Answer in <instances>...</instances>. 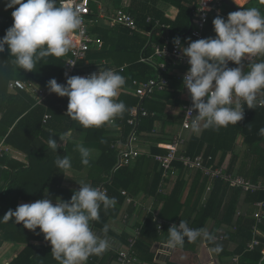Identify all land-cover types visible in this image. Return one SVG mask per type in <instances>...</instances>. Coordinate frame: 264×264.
Returning a JSON list of instances; mask_svg holds the SVG:
<instances>
[{
    "label": "trees",
    "instance_id": "16d2710c",
    "mask_svg": "<svg viewBox=\"0 0 264 264\" xmlns=\"http://www.w3.org/2000/svg\"><path fill=\"white\" fill-rule=\"evenodd\" d=\"M173 1L181 4L180 11L174 21L162 19L168 23V29L156 27L157 29L153 30L150 41L139 33L130 35L128 30L121 25L100 29L101 31L98 30V32L103 40L102 48L99 51H90L88 58L97 60L110 58L118 65L128 63L125 71L120 73L125 77V86L132 84L136 78L144 79L155 76L158 73L155 65L139 61L141 55L149 57L152 54V43H160L161 40L155 32L159 31L163 35L166 34V37L172 42L175 37L186 34L191 27L194 0H180L183 4L178 0ZM5 3L6 0H0V38L5 35L6 29L13 23L11 13L14 8L5 10ZM248 5L246 8L256 7L264 14V0H250ZM223 7L224 12H232V8L228 5L223 4ZM157 17H161V15H157ZM209 17L211 20L216 16L211 12ZM136 23L139 26L137 20ZM151 28L152 25L147 27L149 30ZM92 30L94 31V27ZM14 59L9 55L7 47L5 52L0 53V139L4 138V143L9 148L24 154L27 164L17 161L8 154L0 157V166L6 165L8 167V169L0 168V173H3L4 179L8 182L6 191L12 194L8 197L7 203L9 205L17 200L30 202L38 200L40 195L38 197L34 189L38 192L42 191L43 188L54 189L59 187L64 180L65 170L57 168L55 160L57 155L70 158V153L75 151L74 144H67L64 148L60 147L56 153L49 148L47 141L53 137L58 142L60 136L67 131H71L72 135L82 133L84 144L87 147H97L101 150L99 156L90 159L88 164L93 169L94 166L99 169L97 177H94V171H89L91 177L89 184L96 186L105 181L107 178L105 176L109 175L110 179L105 182L108 189L107 195L116 198L114 207L105 209L101 205L100 219L94 221L95 232L101 233L103 236L114 237V233L109 227V221L120 217L123 213L125 197L121 194L122 190L126 191L132 198L144 194L159 199L161 196L160 187L166 188L167 184L172 182L171 191L164 200L162 213L179 214L176 219L168 217V220L180 222L181 219H184L194 228H205L210 220H214L217 225L216 229L221 225H226L228 228L235 221L234 230L227 229L224 232L223 241H207V245L214 247L215 243L222 244L223 250L219 253V257L239 255L241 264H261V261L264 260V237L255 236L253 226L256 223L254 218L255 203L262 201L263 212L257 227L264 234L263 190L248 191L242 194L239 188L229 187L222 179H214L209 195L202 204L209 178L199 169H185L180 162H174L173 167L178 170L176 178L173 181L170 179L163 180L159 163L149 156V154H165L167 146L162 143L151 145L148 154L140 155L131 165L121 166L114 174H111L117 162V150L111 148L103 136L108 123L99 128H84L66 113L67 97H59L55 93H50L41 104L34 105V99L27 91L9 92L7 90L8 82L14 78L23 80L31 78L37 85L45 88H47V82L52 78L61 81L64 69L62 58L52 55L46 56L37 63L32 72L19 68L14 63ZM261 59L264 57L255 56L254 59L249 60L246 56L245 60L242 61L245 63V72L250 64L259 62ZM61 84H66V82ZM163 92H155L156 99L154 100L146 98L140 101L141 106L148 112L146 115L139 114L137 118L136 138L144 141L150 139V136L156 131L154 124L157 121H161L163 124H172V121L168 119L170 113L165 109L166 104L171 100L167 99ZM118 100L124 102L126 111L113 122L116 126L119 124L122 126L123 136L127 137L133 127L126 124V120L129 117L130 108L137 103V99L121 94ZM243 107L246 116L236 125L230 124L219 129H202L199 135L192 132L184 153L192 158L202 155L204 165L210 167H221L226 155L231 153L225 172L241 175L252 182H257L264 179V133L261 132V129H264V107L257 106L255 109H249L245 103ZM46 113L51 114L52 117L43 124L42 119ZM163 124L162 126H164ZM48 130H52V133ZM239 135L242 137L244 148L242 151H235L236 139ZM155 140L161 141L162 139L159 137ZM162 141L166 142L164 139ZM103 144L107 146L104 148ZM78 160L81 163V157ZM11 170L14 172L13 175ZM188 180L189 184L187 183ZM37 182L41 184L35 185L34 183ZM15 191H20L22 195L14 196ZM24 194H29V197L24 196ZM5 198V195L0 197V213H2L1 206L5 202ZM168 204H171L170 210L165 207ZM241 204L246 205V208L243 213L237 215ZM152 225L153 217L148 214L141 226L140 235L132 247L136 263L153 259L154 254L150 251L153 242L158 239V233L152 228ZM105 226H107L108 231L102 233ZM27 231L30 230L24 228L22 223L16 224L14 220H4L3 222L0 220V247L10 234ZM32 231H40V229L37 228ZM211 234H216V231H212ZM128 237L129 234L127 233L115 236L122 245L127 244ZM254 237L257 238L258 244L253 249L248 250L247 245ZM198 241L199 238L195 242L186 240L182 248H177L192 250ZM229 243L235 244L232 251L226 249ZM51 252V246L27 244L10 264H59ZM115 257L114 251L107 250L100 256H90L87 264H102L112 261Z\"/></svg>",
    "mask_w": 264,
    "mask_h": 264
},
{
    "label": "clouds",
    "instance_id": "9594fccd",
    "mask_svg": "<svg viewBox=\"0 0 264 264\" xmlns=\"http://www.w3.org/2000/svg\"><path fill=\"white\" fill-rule=\"evenodd\" d=\"M205 3L206 0L202 5ZM9 8H14L13 23L0 38V53L7 47L9 55L15 58L14 63L27 72H32L46 56L66 55L73 46V33L83 23L79 8L71 0H59V3L58 0H6L5 10ZM212 25L214 37L191 41L187 47L181 45L180 37L172 41L190 66L183 76V87L191 97L186 115L193 132L236 125L243 119L241 101L249 109L264 107V98L258 99L264 92V59L250 64L246 72L242 62L246 56L264 57V14L256 7L240 8L226 19L218 14ZM185 40L188 42L190 38ZM229 62L236 67H229ZM125 84V77L119 72L106 69L86 77L70 76L66 84L52 78L46 87L50 93L68 98L66 113L82 127L99 128L126 111L124 102L118 100ZM47 143L56 153L62 147L53 137ZM77 149L81 163L88 165L93 150L82 144ZM55 165L69 169L70 158L57 155ZM78 184L79 190L74 191L69 201L57 198L53 203L49 198L38 199L20 204L15 210L9 209L3 219L14 218L16 224L22 223L29 230L39 228L59 264H87L90 256H100L110 246V241L91 225L100 219L101 205L105 209L114 207L116 198L109 197L106 189L83 180ZM107 231L105 226L102 233ZM167 232L166 250L182 248L186 240L216 241L207 229L192 228L184 219L178 226H170ZM222 250V244L215 243L209 252L219 254Z\"/></svg>",
    "mask_w": 264,
    "mask_h": 264
},
{
    "label": "crops",
    "instance_id": "0c3cea01",
    "mask_svg": "<svg viewBox=\"0 0 264 264\" xmlns=\"http://www.w3.org/2000/svg\"><path fill=\"white\" fill-rule=\"evenodd\" d=\"M96 1H93L92 3L96 2ZM178 1L180 2V0H178ZM229 1L232 2L239 9L240 8H246L249 6L248 4H250V0H229ZM102 2L103 3L98 2L96 8H94V6H92L93 4L91 3L92 13L89 16V18L92 20V22L89 24L88 30L93 36L101 38L98 30L106 29L108 27L106 25L104 19H102L99 16V9H98L99 5H100V7H102L103 11L106 14L112 13L118 7H125L126 9H128L130 11V13L133 15L134 19H136L137 22L139 23V26H137V23L135 20V23L137 26V31L133 32V34L139 33L141 35H144L145 37L148 38V41H150V38L152 36L154 29H157L158 27H161L163 29L169 28L168 23L162 21V19H165L167 21L176 20L178 13L180 11V5H181V4L176 3L173 0H102ZM116 2H117V5H116ZM180 3L183 4V2H180ZM223 4H226V3H224L222 1L221 12H222V17H224L226 19L227 15L229 13L224 12ZM229 7H231V6H229ZM235 11H237V10L232 8V12H235ZM157 15H159V16L161 15V17H157ZM215 16H217V15L215 14ZM148 18L150 19L149 21H147ZM212 20L213 19L211 18V20H208V23L206 24L205 37H214L215 36V33L213 31ZM149 25H152V28L150 30L147 29V27ZM93 27H94V31L92 30ZM111 28H114V27H111ZM157 32H159V31H156L155 33H157ZM133 34H130V35H133ZM156 36H158V35L156 34ZM164 36L166 37L167 35L165 34ZM165 39H167L169 41L168 37H166ZM92 50L99 51L97 49H94V47H92L90 51H92ZM254 58L255 57L249 58V56H248L249 60H252ZM99 60H106L115 66H120V65L116 64L110 58L109 59L108 58H101ZM88 61L92 62V61H94V59L88 58ZM139 61H140V57H139ZM125 64L128 66V63H124L121 65H125ZM228 66L229 67H236V65L233 64L232 62H229ZM16 79H20V78H16ZM145 79H147V78H144V79L136 78L135 80H145ZM170 79L172 81H171V84L169 85V87H167L164 90H160V91H164L163 93H164L165 97L167 99L171 100L170 102H168L166 104L165 109H166V111H168L170 113V117L168 119L170 121H172V124L171 123L170 124H163L161 121H157L154 124V128L156 131L154 134H152L150 136V139H152V140L147 139L146 141H144L143 139L136 138V140L133 142V146L135 148H138L139 150H141L144 153L148 152L149 147L151 145H156L157 143H159V144L162 143L164 146L168 145V143L170 142L173 135L180 131L181 119H182L180 114L182 112V107L184 105L191 104L190 94H189L188 90L183 87V82L181 80L174 79L172 77V75L170 76ZM11 80H13V79H11ZM21 80H23V79H21ZM24 81H26L28 83H32L34 86H39L33 81H29V80H24ZM133 86H134V82H132V84L130 83L129 86L128 85L124 86L120 90V95L125 94L128 96H132V97L137 99L136 104H139L140 101L138 100V98L133 93V89H134ZM39 87H43V86H39ZM156 92H159V91H156ZM153 95L150 98L154 100V99H156V97H155V95L154 96ZM258 96L263 97L264 92H262ZM51 117H52V115H51ZM162 124L164 126H162ZM48 131L52 133V130H48ZM122 131H123V129H122V126H120V124L117 126L114 124V122L107 124L103 136L107 139L106 141L110 145L111 148H114L117 150V148L121 146L120 143L126 141L128 136L124 137ZM192 132L193 131L186 132V133L184 132V135L186 138V141H185L186 144H185L184 150L187 147L188 140H189V137L192 134ZM200 132L201 131L193 132V133H195L196 135H199ZM159 137L162 140L164 139V141H166V142H163L162 140L156 141L155 139L159 138ZM2 139H4V138H2ZM2 139H0V141ZM239 142H241V144ZM57 143L62 144L63 148L67 144H70V143L74 144L75 151L70 153L71 167L69 169L65 170L64 180L59 187L54 188V189L43 188L42 191H38V192L34 189V191L36 192V195L38 197L40 195L39 199L49 198L53 201V203H55L57 198H60L64 201H69L71 199V196L73 195L74 191H78L76 188L79 187L78 183L81 180H83L87 183H90V180H91L90 179L91 177L89 176L90 172L94 171V177H97V175L99 173V169L97 167L94 166V169H93L89 165L81 164L80 161L78 160L80 157V154H79V151L77 149V145L82 144L83 146L87 147L84 144V137H83L82 133H77V134L72 135L71 131H67L65 134H62L60 136V139ZM112 144L115 145V147H112L111 146ZM102 146L105 148L107 145L103 144ZM87 148L93 150V158L94 159L99 156V155L97 156L96 153L98 152L100 154V152H101V150L97 147L96 148L95 147L94 148L87 147ZM243 148H244V145L242 144V137L239 135L238 138L236 139L235 151H242ZM10 156L15 158L17 161H19L21 163L27 164V160H26V157L24 156V154H22L18 151L12 150V154ZM230 156H231V153H228L226 155L224 161H223L222 166L224 167L225 170H226V167L228 165ZM116 157H117V155H116ZM5 166L0 167V168L8 169V167L7 166L5 167ZM112 171H113V169H112ZM112 171H111V174H114L115 172H112ZM11 174L12 175L14 174L13 170H11ZM105 177H110V176L106 175ZM260 180H264V179H260ZM212 181L213 180L209 179L210 184L212 183ZM187 183L189 184V180L187 181ZM7 184H8V182L6 181V179H4L3 173H0V197H1V195L6 196L5 202L1 206V212L2 213H0V220L2 222L4 221V219H3L4 214L9 209L15 210L16 207L20 204L32 203L30 201L17 200L14 203L9 205L7 203L8 197L11 196L12 194H10L6 191ZM34 184L39 185L41 183L37 182ZM172 185H173L172 182H169L167 184L166 188H164V191H162V193H160L161 196L159 199H154L150 196H145L144 194H139L136 198H134L139 204H135V205H132L131 207H128L129 205H126L124 202L123 213L120 215V217L115 218V219H111L109 221V227H110L111 231L114 233V237L107 236L110 239V243H112V244H110V246L113 247V249L111 251L115 252L116 249H118L122 246V244L119 242V240L117 238H115V236H119L122 233H127L130 235V233L133 232V229L135 228V226H138L139 224L144 223L148 214H151L152 217L154 215H157L166 221H170V220H168V217H173L174 219L177 218L179 213H162V208H164V200H166L167 195L170 193ZM93 187H95V186H93ZM211 187H212V184H211ZM205 192H206V188H205ZM205 192H204V195L206 194ZM244 193H246V192L242 191V194H244ZM13 195L16 197H19V195H22V193L20 191H15L13 193ZM208 195H209V193H208ZM24 196L29 197V194H24ZM33 202H35V201H33ZM165 207L170 210L171 204H168V206H165ZM245 208H246V205L241 204L238 208V211L243 213ZM145 209L151 210V213H147ZM255 209L257 210L256 203H255ZM262 212H263V207H262ZM124 213L128 214V222L126 224L122 223V221H121ZM241 213H239V214H241ZM239 214H237V215H239ZM9 220H14V218L9 219ZM9 220H5V221H9ZM173 221L180 223L177 220H173ZM234 225H235V221H233L232 225L228 228L226 225H221L219 228L216 229L217 225H216L215 221L210 220L206 224L205 229H207L210 233H212V231L215 230L216 231V234H214L215 237L222 235L221 239H218L215 241V242H220V241L224 240V232L227 231V229L233 231L234 227H235ZM152 228L154 230H156V232L158 233L157 234L158 239L153 242V244L151 246V251H150L151 253L154 254L153 259L151 261H144V262H139V263H135V264H167L169 262H171L172 264H233L232 263V257L234 255L219 257V254L210 253L209 249L213 246L207 245V241L203 240L202 238H199L197 245L195 247H193L192 250H181L178 248L166 250L164 247V242L168 238V232L167 231L169 228L165 227L164 230H162L161 232H158L154 222H153ZM258 235L264 237V234L261 231H260V234H258ZM27 244H40V245L51 246L50 243L44 239V234L41 233L40 231L30 230V231L23 232V233L10 234L8 236V238L6 239V241L3 243V245L0 247V264H10L13 261V259L15 257H17V255L24 249V247ZM234 248H235L234 243L227 244V247H226L227 251H232ZM108 250H110V249H108ZM263 254H264V250H263ZM112 261L110 260V261L102 263V264H110ZM239 262H240V259H239ZM240 264H241V262H240Z\"/></svg>",
    "mask_w": 264,
    "mask_h": 264
},
{
    "label": "built area",
    "instance_id": "2783aa9c",
    "mask_svg": "<svg viewBox=\"0 0 264 264\" xmlns=\"http://www.w3.org/2000/svg\"><path fill=\"white\" fill-rule=\"evenodd\" d=\"M96 0H71L74 6L78 7L80 10V15L83 19L81 28L73 33L72 40L73 46L69 52L62 56L64 63L63 75L61 81L58 83L66 82L67 78L70 76H81L86 77L92 73H96L99 70L103 71L106 69H111L122 73L125 71L126 64L115 66L109 63L106 60H96L90 62L88 61V54L92 47L94 49L100 50L103 45V41L100 37L93 36L88 28L92 20L89 16L92 13L91 3ZM204 0H194V8L192 9L191 14V27L189 31L180 36L181 45L187 47L188 43L191 41H196L205 37V27L209 20V15L211 12L216 15L222 16L221 12V0H206V3L202 5ZM202 8L204 9L202 11ZM99 16L104 19L108 27H115L116 25H121L128 29L129 34L137 31V26L133 15L125 7H118L112 13L106 14L100 5L98 6ZM150 19L148 18L147 21ZM160 38V43H152L151 47L153 49L152 54L149 57L140 56L141 62L152 63L158 69V73L150 78L145 80H134V89L133 93L138 98L139 101L146 98H150L156 91L164 90L171 84L170 76L174 79L181 80L183 82V76L185 72L190 67L187 63V57H184L180 50L174 46L172 42H169L166 37L161 33H156ZM185 38H190V41L186 42ZM255 56H249L253 58ZM74 63V64H73ZM67 74V75H66ZM7 90L9 92H14L17 90L27 91L31 97L34 99V105L41 104L46 97L50 94L47 88L34 86L32 83H28L21 79H13L8 82ZM264 98V96H258V99ZM243 106L244 102L241 101ZM191 107V104L184 105L181 112V126L180 131L173 135L170 142L167 145V151L165 154H154L149 156L153 157L157 161L162 169V179L174 180L178 174V170L173 167L174 162H180L185 169H199L202 173L207 176L210 180L222 179L230 187L240 188L243 192L263 190L264 191V180H258L257 182H252L241 175H236L234 173H227L223 166L221 167H210L206 166L203 163L202 155H198L194 158L185 155V135L184 132L192 131L190 127V120L186 115L188 108ZM148 110H146L141 103L136 104L130 108L129 117L126 120V124L133 127L129 133L126 141L121 142V146L117 148V162L112 172H116L121 166L131 165L136 158L140 155L148 154L147 152H142L138 148L133 146V142L136 140L135 126L137 124V118L139 114L146 115ZM193 115H196V112H193ZM246 116V112L243 110V117ZM51 118V114L46 113L43 116L42 122L45 124ZM115 147V145H111ZM4 154L11 155L12 149L9 148L4 143V139L0 141V157ZM1 167V166H0ZM110 177H107L105 181L100 183L95 187H100L102 189H108L105 186V182L109 180ZM164 187H160L159 191L162 193ZM79 190V187L76 188ZM211 190V184L209 183L206 187V194L203 197L202 203L207 198L208 193ZM121 194L125 197L126 205H135L139 204L134 198L130 197L126 191L122 190ZM257 210L254 213V218L256 223L253 226L254 235L260 234V231L257 227V223L260 222V216L262 213L263 202L256 203ZM147 213H151V210L145 209ZM241 213L240 211L237 212ZM122 223L126 224L128 222V214L124 213L122 216ZM153 222L158 230L161 232L165 227L169 228L173 224L179 225L178 222L166 221L163 218L154 215ZM92 228H94V221L92 222ZM142 224L135 226L133 232L130 233L127 244L122 245L120 248L115 250L116 257L110 264H135L136 259L133 254L132 247L140 235ZM190 227H192L190 225ZM193 228V227H192ZM222 235L216 237V240L221 239ZM258 244L257 238H253L247 245V249L251 250L255 245ZM110 250L113 247L109 246ZM233 264H240L239 256L234 255L232 257Z\"/></svg>",
    "mask_w": 264,
    "mask_h": 264
},
{
    "label": "water",
    "instance_id": "95a60500",
    "mask_svg": "<svg viewBox=\"0 0 264 264\" xmlns=\"http://www.w3.org/2000/svg\"><path fill=\"white\" fill-rule=\"evenodd\" d=\"M224 3H226L227 5L231 6L233 9L236 10H240L238 7H236L232 2H230L229 0H222ZM106 238L110 241V239L106 236Z\"/></svg>",
    "mask_w": 264,
    "mask_h": 264
},
{
    "label": "rangeland",
    "instance_id": "374dc122",
    "mask_svg": "<svg viewBox=\"0 0 264 264\" xmlns=\"http://www.w3.org/2000/svg\"><path fill=\"white\" fill-rule=\"evenodd\" d=\"M98 2H101V3H103L102 2V0H97L96 2H94V3H92L93 4V6H94V8H96V6H97V4H98ZM105 3V2H104ZM115 4V3H114ZM116 5H117V2H116ZM61 58V57H60ZM14 79H16V78H14ZM27 80H29V81H32V79L31 78H29V79H27ZM57 82H59V81H57ZM240 144H241V142H239Z\"/></svg>",
    "mask_w": 264,
    "mask_h": 264
}]
</instances>
